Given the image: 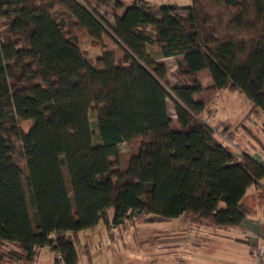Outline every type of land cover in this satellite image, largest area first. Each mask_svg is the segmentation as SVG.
<instances>
[{"label": "trees", "instance_id": "16d2710c", "mask_svg": "<svg viewBox=\"0 0 264 264\" xmlns=\"http://www.w3.org/2000/svg\"><path fill=\"white\" fill-rule=\"evenodd\" d=\"M226 88L264 112V0H0V243L13 245L0 264H34L43 246L78 264V233L101 220L241 226L264 163L219 140L197 98Z\"/></svg>", "mask_w": 264, "mask_h": 264}, {"label": "rangeland", "instance_id": "374dc122", "mask_svg": "<svg viewBox=\"0 0 264 264\" xmlns=\"http://www.w3.org/2000/svg\"><path fill=\"white\" fill-rule=\"evenodd\" d=\"M126 1L130 2L132 0ZM150 1L156 4L167 2L166 0ZM176 2L178 1L176 0ZM190 2L191 0H181L178 3L183 5ZM99 10L112 22L114 21L113 13L110 10L103 6ZM106 42L109 47L117 48L110 38H106ZM81 46L88 57L94 58L101 52V48L94 45L91 38L87 36L82 38ZM116 50L118 51V57H120L121 51L118 48ZM167 63L170 82L172 85L180 84L181 81L173 74L175 60H167ZM200 79L204 86H209L212 83L207 70L200 74ZM197 98L206 102V110L202 117L214 129L219 140L229 145L234 153L240 154L243 151L260 156L264 163V112L262 110L252 111V106L244 94L229 88L221 90L208 89L197 95ZM168 111L174 120L172 128L178 129L179 124L176 120L175 107L172 101H169ZM224 128L227 130L226 132L223 131ZM253 146L254 148H252ZM119 148L121 152L119 166L123 168L129 155L138 150L139 142L121 143ZM64 173L66 178L69 179L66 168H64ZM241 205L249 217L259 219L261 216L264 220V197L257 202L250 197H246L245 200L241 201ZM109 213L111 215L113 211L110 210ZM98 224L103 227L106 234L104 244L108 242L109 254L116 261L115 264H159L160 259L164 256L174 257L191 254L198 257L206 254L201 250L202 246L212 247L208 243V240H213L210 234L202 236L206 241L203 243L204 245L198 244L197 240H190L193 244L182 241L183 233H186V231L181 230L180 225H183L182 229H187L189 218L186 216L169 221L146 222L142 216L136 215L131 219H127L124 224L114 226L112 231L108 230L103 220ZM224 232L225 230H221L220 233ZM197 233H201V231ZM111 234L114 235L113 239L110 237ZM42 253L43 261L55 259L52 256L50 257L48 250H43Z\"/></svg>", "mask_w": 264, "mask_h": 264}, {"label": "crops", "instance_id": "0c3cea01", "mask_svg": "<svg viewBox=\"0 0 264 264\" xmlns=\"http://www.w3.org/2000/svg\"><path fill=\"white\" fill-rule=\"evenodd\" d=\"M166 1V3H178L181 0H177L178 2H176V0ZM170 59L173 58H168L167 60ZM252 148H254V146ZM253 156L263 162L260 156ZM246 197H250L256 202L260 201L264 197V180L257 185L250 186L242 201L245 200ZM111 215H113V213ZM183 216L184 215L177 219ZM187 218H189L187 229H182L183 225H180V229L186 231V233H183L182 241L184 240L187 244H193L190 240H197L198 244H203L206 241L202 236H204V234H210L213 240H208V243H210L212 247L208 248L202 246L201 248L204 253L210 254H204L198 257L191 254L174 257L164 256V258L160 259L159 264H263L260 263L255 255L257 246L260 243H264V220H262L261 216L258 219L249 217L246 213V219L241 226L230 228H212L203 223H194L191 221L190 217ZM112 228L113 227L108 228V230L112 231ZM221 230H225V232L220 233ZM198 231H201V233H197ZM110 237L113 239L114 235L111 234ZM104 240H106V234L103 227L99 224L93 228L80 231L78 233L77 242L80 254L78 264H115L116 261H114L109 254V248L107 247L108 242L104 244ZM198 244L197 246H199ZM1 246L4 248L13 247L12 244L5 242L0 243V247ZM43 250H48L50 257L56 258L55 251L50 246H43L38 250L34 264H53L55 259L51 261L42 260ZM9 264L16 263L11 262Z\"/></svg>", "mask_w": 264, "mask_h": 264}, {"label": "built area", "instance_id": "2783aa9c", "mask_svg": "<svg viewBox=\"0 0 264 264\" xmlns=\"http://www.w3.org/2000/svg\"><path fill=\"white\" fill-rule=\"evenodd\" d=\"M255 255H256V258L264 264V244L260 243L257 248L255 249ZM55 256H56V259L58 260H62L63 259V256L60 252H55Z\"/></svg>", "mask_w": 264, "mask_h": 264}]
</instances>
